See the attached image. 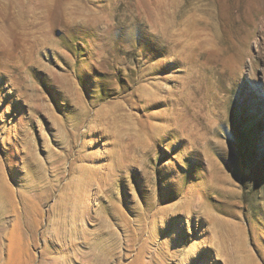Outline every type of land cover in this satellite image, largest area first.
<instances>
[{
  "label": "rangeland",
  "instance_id": "obj_1",
  "mask_svg": "<svg viewBox=\"0 0 264 264\" xmlns=\"http://www.w3.org/2000/svg\"><path fill=\"white\" fill-rule=\"evenodd\" d=\"M0 264H264V0H0Z\"/></svg>",
  "mask_w": 264,
  "mask_h": 264
}]
</instances>
